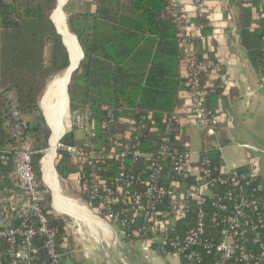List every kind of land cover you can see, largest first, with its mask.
Wrapping results in <instances>:
<instances>
[{"label": "built area", "instance_id": "2783aa9c", "mask_svg": "<svg viewBox=\"0 0 264 264\" xmlns=\"http://www.w3.org/2000/svg\"><path fill=\"white\" fill-rule=\"evenodd\" d=\"M213 2L193 0L189 13L169 4L179 31L180 72L187 88L183 91L188 98L183 125L177 112L165 117L157 149L143 151L140 138L147 132H157L151 115L139 121L117 122L114 109L103 107L106 120L102 127L119 132L110 136L107 151L95 150L92 146L98 134L93 113L85 107L72 113L71 119L72 127L91 147L89 153L60 142L56 149L65 150L73 163L86 164L84 174L78 175L83 178L88 211L118 229L124 238L145 244L149 250L153 249L151 243L158 242L161 256H172L186 264H202L205 255L214 256L212 264H264V213L255 196L257 190L251 188L260 171L223 166L217 169L203 155L207 151L195 159L189 142L180 134L182 127L200 126L209 137H215L221 122L220 113L207 108L206 88L210 84L201 79L207 71L208 80L211 79L217 63L206 57L198 60L193 49L194 40L204 48L216 40L215 30L205 33L209 24L196 22L199 18L207 19ZM236 2L251 9L253 21L264 19V0L218 1L230 17ZM259 75L263 86L264 68ZM7 104L12 120L8 124L11 140L0 149V168L10 165L12 171L9 175L0 173V264H63L66 228L61 239L59 229L49 222L50 212L43 198L47 190L43 191L36 179L28 123L13 94L7 96ZM220 149L214 146V151ZM112 166L116 174L111 178L105 176ZM167 171L173 178H167ZM192 212L193 226L182 235L169 237ZM138 220L141 224L136 230H124ZM207 229L216 230L217 237ZM147 232L153 236L144 240Z\"/></svg>", "mask_w": 264, "mask_h": 264}, {"label": "trees", "instance_id": "16d2710c", "mask_svg": "<svg viewBox=\"0 0 264 264\" xmlns=\"http://www.w3.org/2000/svg\"><path fill=\"white\" fill-rule=\"evenodd\" d=\"M55 1L0 0V149L11 140L8 124L12 120L7 96L13 94L23 116L33 113L38 115V119L28 126L32 150L35 152L32 157L34 171L43 191L46 189L40 182L39 162L43 157L41 151L48 147L50 130L45 124L38 99L48 80L64 71L69 64L68 52L49 17ZM94 4V14L77 15L69 22L83 51V59L67 84L68 113L71 115L80 108H89L98 134L92 148L106 151L110 136L119 131H108L102 127L106 120L103 107L114 109V120L117 122L139 121L142 117L151 115L157 132L145 133L140 138V149L154 151L164 129L162 120L174 114L180 104L179 94L187 89L186 80L180 74V36L170 14L169 1L94 0ZM236 5V31L240 43L249 56L251 66L260 74L264 68V19L253 21L250 8L243 7L241 2ZM196 22L209 24L204 18H199ZM251 27H254L253 31H250ZM210 29L205 28V33H209ZM193 49L198 60L206 57L217 63L213 51L204 48L201 42L194 40ZM209 74L210 71H207L201 76L202 82L210 84L206 88L208 107L222 94L219 79L210 81ZM180 132L184 137V132ZM60 143L77 147L84 154L91 149L84 139H76L71 132L66 133ZM203 155L211 160L213 167L220 168V152L212 150ZM54 167L61 180H68L71 175L80 172L83 175L86 171V164L71 162L63 149H58ZM11 171L10 165L0 168V173L6 175ZM114 174L115 168L112 166L104 175L111 178ZM166 176L173 178L170 171H167ZM79 186L82 197H85L82 177ZM251 188L257 190L255 196L260 199L264 213V188L261 180L256 178ZM43 198L47 211L50 212L49 222L59 229L62 239L66 221L48 207V191L44 192ZM194 217L192 212L185 221H180L175 227L176 232L169 234V237L182 235L193 226ZM140 224L141 221L138 220L124 230L129 233ZM208 226L207 222V228ZM209 233L217 237L216 230ZM152 236V233L147 232L143 238L145 240ZM262 237L264 242V231ZM151 246L157 253H161L158 242L151 243ZM213 261L214 256L205 255L202 264H212ZM181 263L186 264L184 261Z\"/></svg>", "mask_w": 264, "mask_h": 264}, {"label": "crops", "instance_id": "0c3cea01", "mask_svg": "<svg viewBox=\"0 0 264 264\" xmlns=\"http://www.w3.org/2000/svg\"><path fill=\"white\" fill-rule=\"evenodd\" d=\"M58 1L60 4V0H56L50 14L52 11L55 13V7ZM168 1L169 4L180 7L185 12L189 13L193 0ZM213 1L212 5H214V7L208 13L207 19L211 29L216 31L217 37L210 46H206V49L213 51L214 57L217 60V70L209 80L214 81L215 79H219V87L222 89V94L216 101H212L207 108L213 112L220 113L221 122L218 126L217 135L215 137H209L203 127L191 126L181 128L184 132L183 138L188 142L190 129L192 127H197L198 135L202 141V148L197 151L190 150L195 159H197L199 155L205 151L209 152L214 150V146L218 145L221 148V166L227 168H241L244 170L258 168L260 171L259 179L261 180L262 187L264 188V83L263 86H260V75L251 66L249 56L240 43L237 31H234L236 28L238 14L236 3L238 2L233 4V16L230 17L228 12H225L222 8H220L217 0ZM68 2L69 0H64L61 4L62 6L59 5V8L62 16L64 13L68 29L71 32L70 34L76 38L69 25L70 19L77 15L94 14L95 4L94 0H73L74 6L72 10H70L69 13H66L65 8ZM54 13L52 14L53 21ZM59 33L61 34L60 31ZM61 40H63L62 43L64 42L63 45L68 52V48L66 47L62 34ZM75 40L78 43L77 38ZM78 46L82 51L79 43ZM66 69L64 71L67 72ZM48 85L49 84H47L46 88ZM42 96L40 98L39 106L45 120L42 109ZM179 100L180 104L177 106L175 112H177L181 118V124L183 125L185 123L183 120L184 112L188 104V98L184 92L179 94ZM68 106L69 99L67 112ZM24 118L27 121L26 115ZM30 123L31 121H28V124ZM45 124L47 125L46 120ZM70 132L73 134L72 129L67 131L64 129L60 139L66 133ZM60 139L58 142H60ZM76 139H82V136ZM247 146L251 147V149L247 148ZM57 151L58 149L55 150L53 166L57 156ZM43 158L44 155L40 159V162ZM40 162L39 166L42 173ZM57 178L60 179L58 175ZM62 181H72L74 185H76L75 189L78 187L74 190L75 193H73L72 196L76 194L77 197H79V200H72L77 203L80 202L78 205L83 208L85 212L84 217L80 218L81 221L70 213L66 214H69L77 220L58 214L52 206V197L48 191L50 194V199L47 202L48 207L55 215L66 221L65 228L67 234L64 238L62 247L63 264H182L181 261L175 257H163L154 249H147L145 244H139L124 238L119 233L118 229L89 212L86 205L81 203H85L86 201L85 197H82V193L80 191V179L78 174L71 175L68 180ZM63 196L69 198L71 194L65 192V195ZM66 218L71 220V222H68Z\"/></svg>", "mask_w": 264, "mask_h": 264}, {"label": "bare ground", "instance_id": "6f19581e", "mask_svg": "<svg viewBox=\"0 0 264 264\" xmlns=\"http://www.w3.org/2000/svg\"><path fill=\"white\" fill-rule=\"evenodd\" d=\"M64 0H60V4ZM62 6V5H61ZM62 9V8H61ZM62 11V10H61ZM54 13V12H53ZM54 22L61 34L63 35L66 47L69 50L70 56L72 58V68L77 63L81 57V53L78 44L74 40L73 36L64 28L63 16L58 7L54 13ZM68 72V73H67ZM64 71L59 77L53 80L46 92L45 99V117L48 127L51 129V152L50 156L44 157L41 165L43 166V183L51 190L53 195V201L56 210L61 214L59 208L63 209L65 212L70 213L75 216V218H83L85 212L83 208L74 204L72 200H69L61 195L58 187L55 186V176L53 170V160L55 156V150L58 140L63 133V120L66 117V87L70 78V70ZM46 154V153H45ZM59 206V208L57 207Z\"/></svg>", "mask_w": 264, "mask_h": 264}, {"label": "rangeland", "instance_id": "374dc122", "mask_svg": "<svg viewBox=\"0 0 264 264\" xmlns=\"http://www.w3.org/2000/svg\"><path fill=\"white\" fill-rule=\"evenodd\" d=\"M73 6H74V2H73V0H69V2H68V4H67V6H66V8H65V12L66 13H69L70 12V10H72V8H73ZM63 25H64V28L70 33V31H69V29H68V26H67V21H66V19H65V16H64V13H63ZM73 36V35H72ZM79 47V46H78ZM80 50V49H79ZM63 72V71H62ZM62 72H59V73H57V74H55V75H53L49 80H48V84H50L53 80H55L56 78H57V76H59ZM49 86V85H48ZM48 88V87H47ZM47 88H46V91L44 92V94H43V96H42V94L40 95V97H39V99H38V101L40 102V98H41V96L43 97V99H42V109H43V114H44V116H45V113H44V111H45V99H46V92H47ZM67 102H68V100H67V98H66V104H65V106H66V113H67V115H66V117L64 118V120H63V131H64V129H65V131H67V130H69V129H72L73 130V135H74V137L75 138H80L81 137V133L78 131V130H76L74 127H72V119H71V115L67 112ZM42 111V110H41ZM27 116V123H28V121H31V123L30 124H32V123H34V120H37L38 119V115L37 114H35V113H33V114H28V115H26ZM45 120H46V117H45ZM47 123V122H46ZM72 127V128H71ZM50 129V128H49ZM50 131H51V129H50ZM63 134V133H62ZM189 136H188V142H189V145H190V150L191 151H197V150H200L201 148H202V141H201V139H200V137H199V135H198V128L197 127H192L191 129H190V131H189V134H188ZM51 137H52V132H50V136H49V141H48V147L46 148V150L44 151V157L46 158V157H48V156H50V152H51V145H50V142H51ZM31 147H32V139H31ZM43 160V159H42ZM41 168H42V173H41V177H40V182L42 183V186H44L45 187V189L47 190V191H49L50 192V194H51V197H52V206H53V208H54V210L58 213V214H60L57 210H56V208H55V205H54V201H53V195H52V192H51V190L50 189H48V187H46L45 186V184L43 183V181H42V174H43V166L41 165ZM53 170H54V178H55V181H54V183H55V186L56 187H58L59 188V190L61 191V195L63 196V195H65V192L66 193H69V194H71V196L69 197V198H67V197H65V198H67V199H69V200H79V197H77V195L75 194L74 196H72V194L73 193H75L74 192V190H76L75 189V187H76V185H74V183L72 182V181H62L61 179H58L57 178V175H56V172H55V169H54V166H53ZM59 181V182H58ZM72 200V201H73ZM74 202V204L75 205H77V206H79L78 205V203L80 204V202H75V201H73ZM83 205H86V203H84V202H81ZM59 207V206H58ZM60 211H61V214L60 215H63V216H68V217H71L69 214H66V213H68V212H65L63 209H61L60 208ZM71 218H73V217H71ZM73 219H75V218H73ZM66 220L68 221V222H71V220H69V219H67L66 218ZM75 220H77V219H75ZM80 221H81V219H80Z\"/></svg>", "mask_w": 264, "mask_h": 264}, {"label": "water", "instance_id": "95a60500", "mask_svg": "<svg viewBox=\"0 0 264 264\" xmlns=\"http://www.w3.org/2000/svg\"><path fill=\"white\" fill-rule=\"evenodd\" d=\"M59 7V1L57 2V5H56V9ZM52 14H53V11L51 12V14H50V20L52 21V23H53V25H54V27L56 28V32L61 36V34L59 33V31H58V29H57V27H56V25H55V23H54V21L52 20ZM63 41V40H62ZM64 43V42H63ZM81 51V50H80ZM68 53H69V50H68ZM82 58H83V53H82V51H81V57L79 58V60L77 61V63L74 65V67L72 68V58H71V56H70V53H69V65H68V67H67V69L66 70H70V75L75 71V70H77V68H78V65H79V63H80V61L82 60ZM69 81H70V78H69ZM69 83V82H68ZM66 95H67V90H66ZM67 100H68V98H67ZM67 104H68V102H67Z\"/></svg>", "mask_w": 264, "mask_h": 264}]
</instances>
